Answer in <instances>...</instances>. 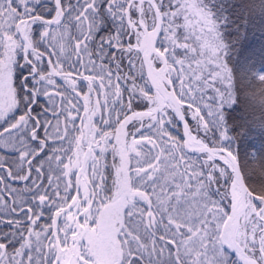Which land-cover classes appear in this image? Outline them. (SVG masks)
<instances>
[{
  "label": "snow or ice",
  "instance_id": "obj_1",
  "mask_svg": "<svg viewBox=\"0 0 264 264\" xmlns=\"http://www.w3.org/2000/svg\"><path fill=\"white\" fill-rule=\"evenodd\" d=\"M254 31L264 0H0V264H264Z\"/></svg>",
  "mask_w": 264,
  "mask_h": 264
},
{
  "label": "trees",
  "instance_id": "obj_2",
  "mask_svg": "<svg viewBox=\"0 0 264 264\" xmlns=\"http://www.w3.org/2000/svg\"><path fill=\"white\" fill-rule=\"evenodd\" d=\"M249 43H250V46H251L253 52L256 54L257 57H259L262 54V50H264V33L260 32V31H254L253 33H251L249 35ZM257 67H259V65H257ZM22 71H23L22 69H17L15 75L17 77L21 76ZM262 71H264V69H262ZM22 83H23V81H20L17 84L18 91H19L20 84H22ZM258 117H259V113H257L256 118H258ZM189 119H191L190 116H189ZM257 131H258V129L253 127L252 132L254 135L252 137H250L251 139H253V140L259 139L258 137L255 136V133ZM180 134H181V131H180ZM242 159H243V156H242Z\"/></svg>",
  "mask_w": 264,
  "mask_h": 264
},
{
  "label": "rangeland",
  "instance_id": "obj_3",
  "mask_svg": "<svg viewBox=\"0 0 264 264\" xmlns=\"http://www.w3.org/2000/svg\"><path fill=\"white\" fill-rule=\"evenodd\" d=\"M37 35H38V33H37ZM101 251L105 255V258L107 259L109 250L106 247L102 246Z\"/></svg>",
  "mask_w": 264,
  "mask_h": 264
},
{
  "label": "water",
  "instance_id": "obj_4",
  "mask_svg": "<svg viewBox=\"0 0 264 264\" xmlns=\"http://www.w3.org/2000/svg\"><path fill=\"white\" fill-rule=\"evenodd\" d=\"M147 71V69H145V72ZM181 134H182V130H181Z\"/></svg>",
  "mask_w": 264,
  "mask_h": 264
}]
</instances>
